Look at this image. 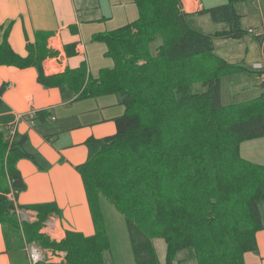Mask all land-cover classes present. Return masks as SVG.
Instances as JSON below:
<instances>
[{
	"label": "trees",
	"instance_id": "1",
	"mask_svg": "<svg viewBox=\"0 0 264 264\" xmlns=\"http://www.w3.org/2000/svg\"><path fill=\"white\" fill-rule=\"evenodd\" d=\"M247 1L251 0H227L226 4L188 13L182 0H133L139 7V16L96 38L106 43L105 54L111 56L115 64L102 69L94 81H90L85 66L77 72L47 76L39 48L28 44L29 54L22 57L10 47L9 29L4 31L0 66L35 67L38 81L45 87L66 90L67 84L77 87L76 91L82 88L79 96L116 95L125 107L124 115L116 119L117 133L97 141L93 151L90 146V157L78 167L83 180L84 168L106 151L118 149L152 152L159 157L157 164L160 160L172 169L186 167L182 177L194 180H185L187 182L180 186L185 188L172 201L161 193L156 195L159 200H152L154 232L135 221L131 217L132 210L124 206L119 197H112V194H120L116 183L103 181V192L87 188L84 180L95 234L85 236L67 231L62 240H51L40 230L57 212L52 204L23 207L37 212L34 221L17 222L16 218H10V211L16 214L17 207L15 205V213L14 204L6 196L12 191L17 196L26 190L16 163L27 158L39 164V156L28 136L15 132L6 138L0 131V165L4 166L2 173H6L10 181L7 193L0 194V222L20 228L25 243L65 253L61 263L37 264H108L112 252L99 207L102 195L125 215L136 264H178V252L188 248L194 250L199 264H245V253L258 251L256 235L264 230V166L245 160L241 156V144L264 137V66L249 68L243 62L231 63L215 53L216 39L244 37L242 16L235 6ZM197 15L209 16L222 28L210 34L204 32L196 25ZM158 36L162 42L152 53L150 44ZM140 61L144 64H138ZM110 70L118 73L108 77ZM238 72L259 73L263 79L260 94L244 102L224 105L222 78ZM196 83H200L204 91L195 92ZM162 88L167 92L161 94ZM4 91L5 86L0 89V97ZM134 98L153 105L155 112L143 117L135 115L131 109ZM1 102L0 99V105ZM157 103L161 106L157 107ZM182 118H186V122L188 119L192 137L198 133L196 149L204 159L195 165H190L178 147L169 146L167 137L173 132L172 125ZM94 169L96 174L95 165L92 171ZM207 188L209 193L204 191ZM146 189L147 186L139 195L147 193ZM156 238L164 239L167 244L164 263L158 257Z\"/></svg>",
	"mask_w": 264,
	"mask_h": 264
},
{
	"label": "crops",
	"instance_id": "2",
	"mask_svg": "<svg viewBox=\"0 0 264 264\" xmlns=\"http://www.w3.org/2000/svg\"><path fill=\"white\" fill-rule=\"evenodd\" d=\"M121 2L128 4L130 0ZM226 3L227 0H182L183 8L188 13H198ZM95 8L100 11L91 16ZM235 8L242 16L241 23L244 20L248 25V33L256 38L255 41L251 39L246 42H250L253 48L259 47L261 53L257 57L254 50V53H248L251 60H240L249 68H253L249 63L254 67L256 64L264 66V0L240 2ZM105 10L110 12L106 7ZM134 14L126 16L128 23L133 21L131 17ZM84 16L86 20H83ZM205 16L195 17L198 27L202 28L200 20ZM102 18L105 30V21L109 27L117 20V15L103 14L100 1L91 5L89 0H0V45L4 31L9 29L8 42L18 55L28 56V44L39 48L37 50L43 58L47 76L63 75L65 71L77 72L85 66L90 81H94L99 77H95L89 69L88 44L100 34L114 29L106 28L101 33L98 29L88 32L84 27L89 28L92 21H103ZM87 33L92 39L86 41ZM240 40L246 39L243 37ZM235 52L233 49L226 50L223 58L237 59ZM105 68L110 67L100 70ZM3 86L5 91L0 97V131L6 138L11 130L28 136L30 145L39 156V164L27 158H21L16 163L26 184V190L17 196L13 191L9 193L17 207L19 222L23 221L21 212L29 214L27 220L34 221L37 218L36 211L23 207L52 204L57 210L50 216L58 219L55 231L59 235L57 241L62 240L67 231L94 235L93 215L78 167L90 157V146L93 151L99 143L97 141L117 133L116 119L124 115L125 107L119 103L116 95L79 96L82 88L76 91L77 87L67 84L66 90L45 87L38 81L35 67L1 65L0 89ZM61 213L65 214L69 222L62 219ZM256 239L258 251L245 253V264H264V230L257 233ZM25 244L17 227L0 222V264H30ZM184 252L182 257H177L178 264H199L195 252ZM113 256L112 252L108 264H113ZM62 260L65 259L54 257L45 263H61Z\"/></svg>",
	"mask_w": 264,
	"mask_h": 264
},
{
	"label": "rangeland",
	"instance_id": "3",
	"mask_svg": "<svg viewBox=\"0 0 264 264\" xmlns=\"http://www.w3.org/2000/svg\"><path fill=\"white\" fill-rule=\"evenodd\" d=\"M97 1H100V3L102 4L103 14L113 13L117 15V20L110 25L111 27L109 25V27H107V23L105 21V30L106 28L115 29L128 23V19H126V16L131 13H135L134 16L131 17L132 20L139 16V7L134 3L132 4L131 0L128 4L122 3L121 0H89V3L91 5H94ZM105 7L110 10V12L105 10ZM99 11V8H95L91 16L99 13ZM83 20H86L85 16ZM102 20L103 21H92L90 23L91 27H84L85 29H83L87 30L88 32L97 31L98 29L99 32L103 33L104 23L102 22H104V19L102 18ZM241 25L243 29H246L248 27L247 23H244V20L243 24L241 23ZM200 26L202 27L203 31L208 34L214 33L215 31L222 28L220 24H215L214 22H212L207 15L200 20ZM247 29L245 30L246 33L244 35V39H246L245 41L232 39H216L215 53L223 57L226 55V53H224L226 50H235L237 59L232 58L231 60H227L231 63L241 62V58L251 60L252 57L248 56V53L250 52V54H252L254 53V50L256 51L255 55L257 57L260 56V48H253L249 45L250 42H246L250 41L251 39L253 41L256 40L255 36L249 34ZM89 39H92V37L87 33L86 41ZM161 42V37L158 36L156 40L150 44L152 53H155L156 48L159 44H161ZM106 50L107 45L103 41L92 40L88 44L90 58V62L88 58V65L90 71L94 72L95 77L100 76L101 68L113 67L115 64L113 58L105 54ZM125 58L123 57V60H126ZM138 64L143 65L144 61H140L138 62ZM248 65L254 67L252 63H249ZM116 73L118 72H116L115 70H110L107 73V76L110 77ZM260 82V74L257 72H238L224 76L222 78L223 104L229 105L232 103L244 102L257 97L260 94ZM193 90H195V92L204 91L200 83H196L193 87ZM165 92L167 91L164 88H162L160 91L161 94ZM160 106L161 105L157 103V107ZM153 108V105L143 102L140 99L134 98L131 103L132 113L140 117H143L145 114L149 116L150 114L154 113L155 110L153 112ZM176 128L177 130L176 132H174ZM172 129L173 132L168 134L167 137L169 146L173 149L178 147L180 152L187 156L190 165H195L199 161H202L204 158L200 156L201 152L196 149V138L198 133L194 137L190 135V123H188V119L187 122L186 118L176 120L172 125ZM12 132L13 131L11 130L10 135H7L8 138L13 135ZM241 156L245 160L264 166V137L242 142ZM158 159L159 157L152 152H131L125 149L108 150L106 151V153L97 157L96 161H94L93 164L91 163L88 167H86V169L84 168L82 172L87 188H97V190H103V192H105L103 181L116 183L120 189V194H112V197H119L123 201L124 206L129 207L132 210L131 217L135 221H140L146 229L154 232L155 227L151 220V217L154 213L152 200H159V196L156 195L161 193L167 198V200L169 199L170 201H172V199L185 188H180V186H183V182H187L185 180H189L187 179V176H185V178L182 177V171H184L186 167L183 170L179 166L172 169L171 167H168L170 165L166 166L160 160L157 164L156 160ZM93 165L97 167L96 174L95 169L94 171H92ZM2 169H4V166L0 165V194H6V189H9L10 187V181L8 180L7 174L2 173ZM145 186H147V193H145L144 195H139V192ZM204 191L206 193L210 192L209 188L204 189ZM6 197L10 198L9 194ZM11 198L10 201L14 204L15 208V202ZM99 207L102 213L103 224L106 228L107 235L110 240L111 249L114 253L113 264H136L124 213L104 195L100 197ZM149 208H151V210ZM10 213V218H16V220H18L16 208V214H12V211H10ZM21 214V220L29 217L28 213L21 212ZM61 214L62 219L69 222L65 214ZM19 221L20 220H18L17 222ZM18 230H20V228ZM154 244L160 261L164 263L167 253L166 241L162 238H156L154 239ZM44 250L51 251L57 259H65L64 252L56 251L52 248H44ZM185 250L189 251L190 253H194V250L192 248H188ZM183 253H185L184 250L183 252L179 251L177 257H182ZM51 260L52 259L47 258L45 262Z\"/></svg>",
	"mask_w": 264,
	"mask_h": 264
},
{
	"label": "built area",
	"instance_id": "4",
	"mask_svg": "<svg viewBox=\"0 0 264 264\" xmlns=\"http://www.w3.org/2000/svg\"><path fill=\"white\" fill-rule=\"evenodd\" d=\"M250 32L252 31L250 30ZM255 67L261 68L262 65L257 64L255 65ZM20 118L22 117L20 116ZM12 134H14V131L12 132ZM29 218L30 217H27L25 218V220ZM57 224H58V219L55 216L50 217L48 220H46L43 223L41 233L47 236L48 238H50L51 240H58L59 235H57L55 232L57 228ZM25 248L29 257L30 264H37L39 262L46 261L47 258L53 259L55 257L51 252H47L36 243H26Z\"/></svg>",
	"mask_w": 264,
	"mask_h": 264
}]
</instances>
